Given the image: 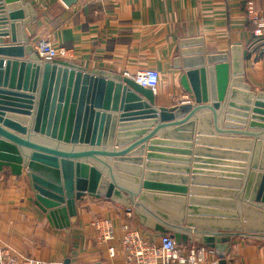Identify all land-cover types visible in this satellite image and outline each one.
<instances>
[{
	"label": "water",
	"instance_id": "95a60500",
	"mask_svg": "<svg viewBox=\"0 0 264 264\" xmlns=\"http://www.w3.org/2000/svg\"><path fill=\"white\" fill-rule=\"evenodd\" d=\"M36 19L24 0H0V180L25 169L61 230L89 195L179 245L206 244L218 264L234 236L264 240V92L243 84L242 44L206 53L204 37L181 40L175 66L194 103L162 108L131 78L42 61L19 33Z\"/></svg>",
	"mask_w": 264,
	"mask_h": 264
},
{
	"label": "crops",
	"instance_id": "0c3cea01",
	"mask_svg": "<svg viewBox=\"0 0 264 264\" xmlns=\"http://www.w3.org/2000/svg\"><path fill=\"white\" fill-rule=\"evenodd\" d=\"M248 0H77L67 6L62 0H24L32 5L37 19L21 33L37 52V43L49 39L68 50L67 62L87 71L100 69L119 76L153 67L161 74L155 106L172 108L193 104L180 84L182 68L175 66V50L186 38L204 37L206 53L228 52L235 44L248 51L243 84L250 91L264 92V42L250 47L253 25L248 21ZM264 14V0H254ZM8 8V6H7ZM12 43L11 36H2ZM38 53V52H37ZM28 58L27 56L25 57ZM14 176L4 168L0 180V238L20 253L61 264H123L108 259L104 247L96 246L91 222L110 218L117 244L123 226L129 225L156 243L162 234L144 228L135 214L105 199L86 195L77 201V217L71 226L57 229L34 204L26 170ZM185 247L193 246L182 244ZM208 247L206 244L201 245ZM215 251V250H214ZM219 262L216 251L203 264ZM227 264H264V240L247 235L231 238Z\"/></svg>",
	"mask_w": 264,
	"mask_h": 264
},
{
	"label": "built area",
	"instance_id": "2783aa9c",
	"mask_svg": "<svg viewBox=\"0 0 264 264\" xmlns=\"http://www.w3.org/2000/svg\"><path fill=\"white\" fill-rule=\"evenodd\" d=\"M104 2L106 0H97ZM247 19L253 25V39L250 47L256 43L264 42V14L257 8L254 0H248L245 5ZM37 52L42 61L64 59L68 56V50L58 47L49 39H43L37 43ZM144 88L151 87L156 94L160 86L161 74L156 68L150 67L135 74L126 73ZM94 232L95 244L104 247L108 259H123V264H203L208 255H213L214 250L203 246H189L177 244L169 234H162L158 243L147 239L144 233L129 225L123 226L122 236L117 244L116 228L110 218H96L91 222ZM0 264H61L53 261L33 258L16 251L0 238ZM214 264H218L215 261Z\"/></svg>",
	"mask_w": 264,
	"mask_h": 264
}]
</instances>
